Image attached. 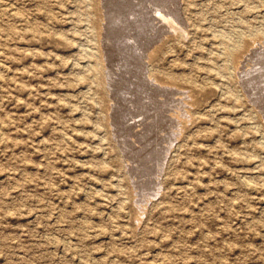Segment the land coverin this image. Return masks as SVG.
Wrapping results in <instances>:
<instances>
[{
  "label": "rangeland",
  "instance_id": "obj_1",
  "mask_svg": "<svg viewBox=\"0 0 264 264\" xmlns=\"http://www.w3.org/2000/svg\"><path fill=\"white\" fill-rule=\"evenodd\" d=\"M161 1L0 0V264H264V0Z\"/></svg>",
  "mask_w": 264,
  "mask_h": 264
},
{
  "label": "bare ground",
  "instance_id": "obj_2",
  "mask_svg": "<svg viewBox=\"0 0 264 264\" xmlns=\"http://www.w3.org/2000/svg\"><path fill=\"white\" fill-rule=\"evenodd\" d=\"M177 1H178V0H177ZM161 2H163V0H162ZM161 2H160V3H161ZM154 3H155V2H154ZM118 4H119V3H118ZM5 6H6V5H5ZM124 6H125V5H124ZM131 6H132V5H131ZM5 8H6V7H5ZM9 9H10V8H9ZM135 9H136V8H135ZM7 10H8V9H7ZM11 10H12V9H11ZM131 10H132V9H131ZM8 11H9V10H8ZM10 12H11V11H10ZM179 14H180V13H179ZM12 15H14V13H12ZM12 15H11V16H12ZM16 15H17V14H16ZM16 15H15V16H16ZM178 16H179V15H178ZM13 17H14V16H13ZM127 17H128V16H127ZM146 17H147V16H146ZM161 18H162V20H164V21L166 22V24H168L171 28H174V29H175V22H174L172 19L168 18V17L165 16V15H163ZM18 19H19V18H18ZM126 19H128V18H126ZM136 19H137V18H136ZM154 20H155V19H154ZM160 20H161V19H160ZM133 21H134V20H133ZM133 21H132V22H133ZM158 21H159V20H158ZM137 22H138V21H137ZM165 22H164V23H165ZM141 24H142V23H141ZM118 25H119V24H118ZM147 25H148V24H147ZM163 25H164V24H163ZM134 26H135V25H134ZM138 27H139V26H138ZM134 28H135V27H134ZM136 28H137V27H136ZM163 28H165V27H163ZM166 28H167V26H166ZM126 29H127V28H126ZM145 29H146V28H145ZM114 30H116V29H114ZM126 31H127V30H126ZM160 34H161V33H160ZM143 35H144V34H143ZM113 36H114V35H113ZM116 37H117V36H116ZM134 39H135V38H134ZM113 40H114V39H113ZM124 40H125V39H124ZM141 40H142V39H141ZM112 42H113V41H112ZM123 42H124V41H123ZM140 42H141V41H140ZM120 43H121V42H120ZM127 43H128V42H127ZM130 43H132V42H130ZM118 44H119V43H118ZM124 44H125V43H124ZM128 44H129V43H128ZM134 44H135V43H134ZM134 44H133V45H134ZM120 46H121V45H120ZM126 46H127V45H126ZM138 46H139V45H138ZM118 47H119V46H118ZM128 47H129V46H128ZM122 49H123V48H122ZM122 49H121V50H122ZM133 49H134V48H133ZM124 50H125V49H124ZM136 51H137V50H136ZM138 51H139V50H138ZM124 52H125V51H124ZM114 55H115V53H114ZM132 55H133V54H132ZM136 56H137V55H136ZM130 59H131V58H130ZM117 60H118V58H117ZM127 60H128V59H127ZM122 61H123V60H122ZM122 61H121V62H122ZM136 61H137V60H136ZM0 65H1V64H0ZM119 66H120V65H119ZM120 67H121V66H120ZM139 69H140V68H139ZM128 70H129V69H128ZM108 71H109V70H108ZM138 71H139V70H138ZM121 72H122V71H121ZM146 72H147V71H146ZM148 73H149V72H148ZM145 74H146V73H145ZM145 74H144V75H145ZM130 76H131V75H130ZM141 76H142V75H141ZM115 77H116V76H115ZM120 77H122V76H120ZM136 77H137V76H136ZM127 79H128V78H127ZM113 80H114V79H113ZM123 80H124V78H123ZM145 80H146V79H145ZM137 81H138V80H137ZM147 81H148V80H147ZM140 82H141V80H140ZM140 82H139V83H140ZM144 82H146V81H144ZM148 82H149V81H148ZM151 82H152V81H151ZM133 83H134V82H133ZM135 84H136V83H135ZM137 84H138V83H137ZM140 84H141V83H140ZM140 84H139V85H140ZM143 84H144V83H143ZM143 84H141V85L143 86ZM148 84H149V83H148ZM250 84H251V83H250ZM107 85H108V84H107ZM130 85H131V84H130ZM141 85H140V86H141ZM146 85H147V83H146ZM256 85H257V84H256ZM133 86H134V85H133ZM136 86H137V85H136ZM136 86H135V87H136ZM140 86H139V87H140ZM149 86H150V85H149ZM155 86H157V85H155ZM250 86L252 87L253 85H249V87H250ZM130 87H132V85H131ZM135 87H134V88H135ZM144 87H145V85H144ZM246 87H247V85H246ZM127 88H128V86H127ZM146 88H147V87H146ZM151 88H152V87H151ZM159 88H160V87H159ZM248 89H249V88H248ZM117 90H118V89H117ZM124 90H125V89H124ZM130 90H131V89H130ZM132 90L134 91V89H132ZM135 90H136V89H135ZM141 90H142V89H140L139 92H140ZM147 91H148V89H147ZM147 91H146V93H148ZM153 91H155V90H153ZM163 91H164V90H163ZM142 92H143V91H142ZM164 92H165V91H164ZM171 92H173V91H171ZM137 93H138V92H137ZM168 93H169V91H168ZM142 94H144V93H142ZM142 94H141V95H142ZM162 94H164V93L162 92ZM125 95H126V94H125ZM133 95H135L134 92H133ZM137 95H138V94H137ZM139 95H140V94H139ZM150 95H151V94H150ZM152 95H155V94L152 93ZM260 95H261V94H260ZM144 96H145V94H144ZM147 96H148V95L146 94L145 97H147ZM156 96H157V95H155V97H156ZM252 96H253V95H252ZM130 97H131V96H130ZM137 97H138V96H137ZM152 97H153V96H152ZM155 97H154V98H155ZM157 97H158V96H157ZM142 98H143V97H142ZM148 98H149V97H148ZM148 98H147V99H148ZM171 98H172V97H171ZM118 99H119V98H118ZM144 99H145V98H144ZM152 99H153V98H152ZM156 99H158V98H156ZM141 100H142V99H141ZM171 100H172V99H171ZM127 101H128V100H127ZM138 101H139V100H138ZM142 101H143V100H142ZM142 101H141V102H142ZM147 101H148V100H147ZM147 101H146V105H147ZM152 101H153V100H152ZM154 101H155V100H154ZM154 101H153V102H154ZM166 101H167V100H166ZM254 101H255V100H254ZM263 101H264V100H263ZM144 102H145V101H144ZM252 102H253V101H252ZM120 103H121V102H120ZM134 103H135V102H134ZM155 103L157 104V102H155ZM121 104H122V103H121ZM128 104H129V103H128ZM139 104H140V103H139ZM156 104H155V105H156ZM160 104H161V102H160ZM160 104L158 103V105H160ZM165 104H166V102H165ZM167 104H168V103H167ZM151 105H154V104H151ZM158 105H157V106H158ZM173 105H174V104H173ZM259 105H260V104H259ZM144 106H145V105H144ZM163 106H165V105H163ZM166 106H167V105H166ZM170 106H171V103H170ZM142 107H143V104H142ZM146 107H147V106H146ZM152 107H153V106H152ZM154 107H155V106H154ZM154 107H153V108H154ZM167 107H168V106H167ZM147 108H148V107H147ZM153 108H152V109H153ZM156 108H157V107H156ZM161 108H162V107H161ZM164 108H166V107H164ZM139 109H140V108H139ZM143 109H144V107H143ZM152 109H150V110L152 111ZM168 109H169V108H168ZM141 110H142V109H141ZM145 110H146V109H145ZM157 110H159V109H157ZM160 110H161V109H160ZM173 110H174V109H173ZM122 111H123V110H122ZM138 111H139V110H138ZM143 111H144V110H143ZM143 111H142V112H143ZM166 111H167V110H166ZM179 111H180V110H179ZM144 112H145V111H144ZM144 112H143V114H144ZM147 112H149V111L147 110ZM162 112H163V111H162ZM162 112H161V113H162ZM152 113H153V112H152ZM154 113H155V111H154ZM157 113H158V112H157ZM164 113H165V111H164ZM166 113H167V112H166ZM126 114H127V112H126ZM135 114H136V113H135ZM150 114H151V113H150ZM146 115H147V114H146ZM146 115H145V116H146ZM151 115H152V114H151ZM151 115H150V116H151ZM158 115H160V114H158ZM158 115H157V116H158ZM169 115H170V114H169ZM165 116H166V115H165ZM165 116H163V117L165 118ZM167 116H168V115H167ZM147 117H148V115H147ZM147 117H146V118H147ZM168 117H169V116H168ZM168 117H167V118H168ZM121 118H122V117H121ZM146 118H144V119H146ZM150 118H151V117H150ZM153 118H154V117H153ZM159 118H160V117H159ZM171 118H172V117H171ZM134 119H135V118H134ZM136 119H137V118H136ZM155 119H157V118H155ZM160 119H162V118H160ZM172 119H173V118H172ZM115 120H116V119H115ZM140 120H141V119H140ZM148 120H149V119H148ZM148 120L146 119V121H148ZM168 120H170V119H168ZM146 121H145V122H146ZM153 121H155V120H153ZM156 121H157V120H156ZM166 121H167V120H166ZM166 121H165V122H166ZM159 122H160V121H159ZM161 122H163V121L161 120ZM161 122H160V123H161ZM168 122H169V121H168ZM170 122H171V121H170ZM170 122H169V123H170ZM147 123H150V122H147ZM172 123H173V122H172ZM145 124H146V123H145ZM145 124H144V125H145ZM153 124H154V123H153ZM157 124H158V121H157ZM161 124H164V123H161ZM166 124H167V123H166ZM149 125H151V124H149ZM171 125H172V124H171ZM163 126H165V125H162L161 127H163ZM167 126H168V125H167ZM172 126H173V125H172ZM143 127H144V126H143ZM148 127H149V126H148ZM159 127H160V126H159ZM149 128H150V127H149ZM151 128H152V127H151ZM172 128H173V127H172ZM116 129H117V128H116ZM120 129H121V128H120ZM145 129H146V128H145ZM170 129H171V128H169V130H170ZM124 130H125V129H124ZM133 130H134V129H133ZM143 130H144V129H143ZM149 130H150V129H149ZM151 130H152V129H151ZM158 130H159V129H158ZM161 130H162V129H161ZM140 131H141V129H140ZM147 131H148V130H147ZM153 131H155V129H154ZM170 131H171V130H170ZM142 132H143V131H142ZM157 132H158V131H157ZM159 132H160V131H159ZM159 132H158V133H159ZM165 132H166V130H165ZM135 133H136V131H135ZM140 133H141V132H140ZM140 133H139V134H140ZM150 133L153 134L152 132H150ZM150 133H149V134H150ZM162 133H163V132H162ZM1 134H2V133H1ZM127 134H128V133H127ZM147 134H148V133H147ZM151 134H150V135H151ZM166 134H167V132H166ZM140 135H141V134H140ZM142 136H143V135H142ZM146 136H147V135H146ZM159 136H160V135H159ZM159 136H158V138H159ZM156 137H157V135H156ZM161 137H162V136H161ZM165 137H166V136H165ZM135 138H136V137H135ZM154 138H155V137H154ZM138 139H139V138H138ZM152 139H153V138H152ZM155 139H156V138H155ZM160 139H161V138H160ZM162 139H163V138H162ZM162 139H161V140H162ZM169 139H172L171 136H169ZM132 140H133V139H132ZM144 140H145V138H144ZM148 140H149V139H148ZM148 140H147V141H148ZM165 140H166V139H165ZM165 140H163V141H165ZM172 140H173V139H172ZM124 141L126 142V140H124ZM129 141H130V139H129ZM137 141H138V140H137ZM155 141H156V140H155ZM157 141H158V140H157ZM166 141H167V140H166ZM121 142H122V141H121ZM133 142H134V141H133ZM152 142H153V141H152ZM160 142L163 143L162 141H160ZM169 142H170V141H169ZM129 143H131V142H129ZM141 143H142V142H141ZM147 143H148V142H147ZM156 143H157V142H156ZM132 144H133V143H132ZM134 144H135V143H134ZM164 144L166 145V143H164ZM136 145H137V144H136ZM142 145H143V143L141 144V146H142ZM145 146H146V145H145ZM167 146H168V145H167ZM139 147H140V146H139ZM139 147H137V148H139ZM132 149H133V148H132ZM166 149H167L166 146L163 147V150H164V151H162V154L158 156V157L160 158V160H159V159H158V160L161 161V162H162L163 157H164V156H163V152H165ZM140 150H141V149H140ZM143 150H144V149H143ZM148 150H149V149H148ZM152 150H153V149H152ZM154 150H155V147H154ZM159 150H160V149H159ZM137 151H138V150H137ZM168 151H169V148H168ZM141 154H142V153H141ZM144 154H145V153H144ZM155 154H156V153H155ZM136 155H138V153H137ZM148 155L150 156V154H148ZM155 156H156V155H155ZM140 157H141V156H140ZM130 158H131V157H130ZM150 158H151V157H150ZM150 158H149V159H150ZM153 159H154V157H153ZM164 159H165V158H164ZM131 160H132V159H131ZM144 160H145V159H144ZM158 160H157V162H158ZM145 163H146V162H145ZM155 163H156V162H155ZM159 163H160V162H159ZM146 164H147V163H146ZM153 165H155V164H153ZM156 165H157V164H156ZM162 165H163V164H162ZM141 166H142V165H141ZM147 166H148V165H147ZM157 166H158V165H157ZM145 168H146V166L144 165V169H145ZM153 168H154V166H153ZM140 169H141V167H140ZM146 169H147V168H146ZM148 169H149V168H148ZM154 169H155V168H154ZM156 169H157V168H156ZM156 169H155V170H156ZM159 169H160V168H159ZM160 170H161V169H160ZM145 171H146V170H145ZM147 171H148V170H147ZM149 171H150V170H149ZM151 171H153L152 168H151ZM137 172H138V171H137ZM142 172H143V171H142ZM138 173H139V172H138ZM144 173H145V172H144ZM153 173H154V172H153ZM132 174H133V173H132ZM147 174L150 175L148 172H147ZM159 174H160V173H159ZM141 175H142V173H141ZM155 175H156V174H155ZM138 176H139V175H138ZM138 176H137V178H138ZM143 176H145V175H143ZM151 176H152V175H151ZM151 176H150V177H151ZM139 178H140V177H139ZM153 178H154V176H153ZM142 179H143V177L141 178V180H142ZM145 181H146V180H145ZM147 181H148V180H147ZM136 182H139V181H136ZM143 182H144V181H143ZM151 184H152V185H153V184L155 185V180H154V179L151 180V181H149V182L144 186V188H145V189H151V188L154 186V185L151 186ZM141 186H142V185H141ZM153 190H154V189H153ZM144 191H145V190H144ZM149 191H151V190H149ZM145 192H146V191H145ZM145 192H144V193H145ZM142 193H143V192H142ZM151 193H152V192H151ZM141 195H142V194H141Z\"/></svg>",
  "mask_w": 264,
  "mask_h": 264
}]
</instances>
